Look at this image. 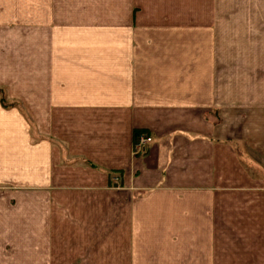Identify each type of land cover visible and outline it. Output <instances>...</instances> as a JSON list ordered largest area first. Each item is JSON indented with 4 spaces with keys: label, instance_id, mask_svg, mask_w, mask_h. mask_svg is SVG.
Returning a JSON list of instances; mask_svg holds the SVG:
<instances>
[{
    "label": "crops",
    "instance_id": "obj_1",
    "mask_svg": "<svg viewBox=\"0 0 264 264\" xmlns=\"http://www.w3.org/2000/svg\"><path fill=\"white\" fill-rule=\"evenodd\" d=\"M70 2L0 0V264H264V0Z\"/></svg>",
    "mask_w": 264,
    "mask_h": 264
},
{
    "label": "built area",
    "instance_id": "obj_2",
    "mask_svg": "<svg viewBox=\"0 0 264 264\" xmlns=\"http://www.w3.org/2000/svg\"><path fill=\"white\" fill-rule=\"evenodd\" d=\"M152 142V138L146 134H139L136 137L134 145L135 156L142 155L145 152V148L148 144Z\"/></svg>",
    "mask_w": 264,
    "mask_h": 264
},
{
    "label": "rangeland",
    "instance_id": "obj_3",
    "mask_svg": "<svg viewBox=\"0 0 264 264\" xmlns=\"http://www.w3.org/2000/svg\"><path fill=\"white\" fill-rule=\"evenodd\" d=\"M70 4L74 5V4H77V0H70Z\"/></svg>",
    "mask_w": 264,
    "mask_h": 264
},
{
    "label": "trees",
    "instance_id": "obj_4",
    "mask_svg": "<svg viewBox=\"0 0 264 264\" xmlns=\"http://www.w3.org/2000/svg\"><path fill=\"white\" fill-rule=\"evenodd\" d=\"M4 102V101H3Z\"/></svg>",
    "mask_w": 264,
    "mask_h": 264
}]
</instances>
